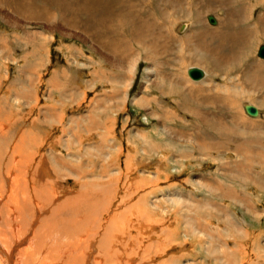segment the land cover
Here are the masks:
<instances>
[{
  "label": "bare ground",
  "instance_id": "6f19581e",
  "mask_svg": "<svg viewBox=\"0 0 264 264\" xmlns=\"http://www.w3.org/2000/svg\"><path fill=\"white\" fill-rule=\"evenodd\" d=\"M256 3L264 4V0H257V1L254 0L253 3H252V1H249V0H17V2L14 4L9 3L8 0H0V8L11 9L10 11L13 12L12 14L17 16V18H13L10 15H6V14H3V12H0V19H3V21H5L7 24H9L10 26H13V28L20 30L21 27H23V25H21L19 22H21L22 20H23L22 22H24V23L29 22V24H30V22L42 23V26H41V28H39V30L37 29L35 31V30H31L30 28L24 29L25 28L24 27L21 29V31L18 32L20 35H14L15 36L14 38L18 39L17 41L22 42L21 43L22 45H20L19 43H17V45L22 47L23 52H24V60H27V62L23 66L24 70L21 74L22 78H20L17 81V83L15 82L16 83L15 86L20 85V87H21V89H18V90H20V97L22 99L20 97H15L12 100L14 101L15 104L20 105L23 100L31 102V101L37 99V98H35L36 94L35 95L32 94L33 93L32 91H34V89H36V83H35L36 81L32 82L34 80H31V76L33 75V73H31V74L27 73L26 76H23V75L26 71L27 72L28 71L34 72V71L38 70V68L42 67L44 65V62H45V59H44L45 57L48 56V61H50V59H49L50 54L48 53V50L46 47L48 44L54 42V40L56 39V36L54 33L56 31H58L59 30L58 28H60V27L63 29V31L67 30V29L64 30V28H68V29L70 28V29H74L76 31H80V33L82 35H78L79 34L78 32H77V34L74 32L75 34L73 33L74 35L73 34L69 35V37L77 38L79 40H82L83 42L85 41V43H87V45L89 43H91L88 46V48H89L90 52L93 53L95 56L94 57L95 58V64L101 68H102V66L104 67L103 70L101 69L98 72H96V71L92 72L93 80H92V82L88 83V86H90L89 88L93 87L94 86L93 84L97 83L96 81L100 82V80H101L102 82L105 81V82L109 83L110 87L112 86V90H114V91H110V96L104 95V97H102V98L100 97L97 100V102L95 103L96 107H98L97 105H99L100 103L106 104V103L111 102L112 99L115 100L116 95L118 93L119 94L121 93V94L118 98V101L115 100L116 102L120 103V100H122V98L127 99L129 96L128 92H129L130 88L132 87L133 83L135 82V76L139 71L140 63L145 62V63H148V66L144 69L145 75L142 79L143 80V84H142L143 85V88H142L143 94L138 96V97H134V99H133L134 105H137L138 107L139 106L144 107L145 103L151 102L153 100H155L156 102L161 104V105H159V112L151 111V112H149V114H147V116H152V118L154 117V118L161 119V122H163L162 121L163 119L167 120V121H173L175 119L180 120V121L187 120L186 117L181 116V114L178 115L177 110L179 112H181L180 108L176 109V108L169 107L170 106L169 104H171V103L167 102L166 99H168L172 96H178V99H176V106L177 107H180L181 105H185L186 104L185 101H187V100L184 101L183 99H186V98H188L190 101H194L195 103L198 102L197 104L205 106V108H209L210 106H214L216 104L217 107L220 105L221 108H223V107L225 108V112H224L225 114H223V111H222V114L224 115V119H222V117L212 116L211 114H209V113H212L210 108H209L210 112H208V111H206V112H195L194 110H187L186 114H189L191 116V118H194L195 121L204 122L206 124H210V122L222 124L223 129L221 130V134L225 138L224 142H226V143L231 144V141L228 138L229 133L230 132H236V131L239 135L244 136V139H241V142H238V140H237L238 143L247 142L245 144H248V143L252 144V143H256L258 141L261 142L263 139L260 140V136L262 135L263 136L262 138H264V125H263L264 122L260 123V124H262V125H260V124H258V122L256 123V120H254V119H246L247 121H244V120L239 119V117L236 118L235 116L237 115V113H239L238 108H239V105H241L239 100L241 98L243 100L250 102L252 105H254L253 107H255L257 110V114L256 115H250V117L251 116H253V118L260 117V109L262 106L261 104H264V103L262 101H260V103H256V97H254L253 95L254 94L260 95V94L264 93V67L262 65H259V64L253 65V63H250V62L246 63V64H248V67L247 66L242 67L244 70H247L244 73L243 79L242 78H234V77L230 78L229 80H230L231 84H227V86H225V87L214 84L212 82V80H210L211 77H210V79H207V77H208L207 70L202 69L203 78L200 80H195V79L189 77V75H188V70L191 67L187 70V75H188L187 76V75H185V71H186L185 69H184L185 71L183 70V73H182L181 69L179 70V72L176 73L175 72L177 70L176 66L173 65V63L175 62L176 65L177 64L179 65V63H180L181 64L180 66H185V65L189 66L186 64L187 60H189V62L191 60L190 63H194V62H192V60L193 59L200 60L201 58L199 56H203L206 58L209 57V59H211V61L218 64V62H216V61H220L219 59H221L222 56L219 55V56H221V58H220L217 53H220L221 51L215 52V50H213V47H220V46L227 47L226 42H228V44H230V43L236 44L237 42H242L246 46L245 40H244L246 36L253 37L258 32L260 34L262 33V31L264 32V12L260 13L259 19L254 23H253V20L251 17L246 18L248 16V14H246V10H245L246 4H249L253 7L256 5ZM152 6H155V7L152 8ZM216 7H219L221 11L211 12V13H218V12L222 13V15L219 14L222 18L221 19L222 20L221 25L220 26L218 25L217 27L213 28V26H210L209 24L205 23V25L203 26L202 29H201V27L198 28V25H200L202 22H205L203 11L217 10V9H215ZM153 9H155L156 11H151ZM144 12L147 14H145ZM165 12L169 13L166 17L162 16V14ZM155 13H157V14H155ZM150 14H154L153 19H150L152 16ZM141 15L146 16V19H142ZM158 15L161 17V20L159 19ZM171 19H173V20H171ZM188 20H190L191 24L189 23ZM179 21H185V22H179ZM162 22H163V26H162ZM186 23H189L188 25L192 26V28H191L192 30L181 34L185 30V28L188 26V25H186ZM214 24H217V20H215ZM214 24H212V25H214ZM247 24H248V26H247ZM239 25L243 26L244 28L239 27ZM126 28H129L131 30V31L129 30L131 32V36L136 40H132L130 38L129 39L123 38V33L125 31H127ZM124 29H125V31L122 33V31ZM237 29H241L240 34L237 33ZM179 30L182 32H179ZM245 30H246V33H245ZM69 32H70V30H69ZM175 32H177V34ZM62 33H63V35L68 34L66 32H62ZM89 40H90V42L88 43L87 41H89ZM216 40L221 41V44L216 45L214 43V41H216ZM0 42H1L0 45H3L5 40L3 38H0ZM12 43L16 45V41L12 40ZM135 44L137 45L138 48H135V46H134ZM205 44H208V46H209L208 49L206 48V51L203 49ZM65 47L68 50H70V52H71V56H70L71 58L68 60L69 61L68 63H70L71 66H73L75 64L76 65L79 64V68L81 66L83 68L88 67L86 63H83V62L79 63L78 59L74 58V57H78V56H81V57L86 56L84 53V50H82V48L74 47V46H71V47L65 46ZM232 50L233 49H231V51ZM10 51H11L10 49L5 50V53H7L6 56L10 55V53H9ZM0 54H2L1 48H0ZM238 54H240V53H238ZM197 57H199V58H197ZM240 57H242V56H240ZM29 59H32V61L29 62ZM262 59H264V58H262ZM87 60L91 61L92 59H91V57H89V58H87ZM12 61L16 62L15 60H12ZM232 61H234L233 63H235V64H239V62H238L239 60L232 59V58H226L220 63L225 65V64H230V62L232 63ZM103 62L105 63V65H102ZM195 63L198 65L202 64V63L199 64V61H197ZM195 63H194V65L198 66ZM180 66H178L177 68H179ZM182 68H184V67H182ZM68 70L69 69H67V67L58 69L53 73L52 78L50 79L51 86L54 87V89H56L58 91L59 95L61 96V104L62 103L69 104V102L70 103H76L78 101H82V98L84 99V95L86 93L84 89H83V91H81L79 88H77V86L76 87L74 86V88H71L72 85L69 83L70 82L69 81L70 75L68 73ZM73 71H75V70H73ZM222 71H224V70H222ZM5 73H7V72L5 71ZM70 74H71V72H70ZM225 74H223L221 77L223 80L228 81L227 75H225ZM237 76H238V74H237ZM72 77L74 79L75 78H77L79 80L81 79L80 77H77V75H74ZM72 77H70V78L72 79ZM188 77L195 83L194 85L196 86V88L195 87H187L188 83H190L189 80L187 79ZM81 81H82V79H81ZM82 82H83L82 83L83 86H84V84L87 85L84 81H82ZM127 89H128V91L126 92ZM183 92H186V94H185L186 98L185 97L183 98L181 96V94H183ZM153 93H155L156 96H154ZM122 94H123V97L121 96ZM23 104L24 103H22V105ZM113 104H115V103H113ZM9 108H10V106L8 105V103L3 100L1 108H0L1 114L6 115L8 112L7 110ZM12 108H13V105H12ZM25 108H27V107H25ZM216 108L213 107V109H216ZM188 109H189V107H188ZM96 110L97 109L94 108L92 112L89 111L91 113H90V115H88L89 116L88 117L89 118L88 119L89 125H88L87 132H92L93 134H95V136L97 138H99L100 144L99 145L96 144V145H93L91 147H88L86 151H87V153H90V150H92V152H98L99 157L101 156L103 158H111L113 156V154L110 153V151L114 150V147H109L108 145H106L107 147L105 148L104 139H108V137L112 133L113 128H109L107 123L109 122V119H110L109 118L110 111H114V107L112 106L106 112L98 111L99 116L96 114L99 117L98 122L96 121V118L94 120V117H93V113L94 112L97 113ZM20 111H24V110L21 109ZM53 111L54 110H52V112ZM48 112H49L48 114H50V111H48ZM44 115H46V114H44ZM9 117H10V115H9ZM54 118L58 119V123H62V121H61L62 115L59 111H57L55 113ZM83 118H82V120H83ZM228 119L234 121L231 124V126H233V127H229L227 125ZM145 121L148 122L147 117H145ZM22 122L23 121H21V123ZM54 122H53V124H54ZM128 122L129 121H127L126 123H128ZM183 123H184V121H183ZM50 124L51 123H49V125ZM218 124H216V125H218ZM256 124H258V125H256ZM35 125L40 126L41 123L39 124V122H38V125L36 123H35ZM59 125H61V124H59ZM203 125H205V124H203ZM6 126H8V125H6ZM62 126H63V123H62ZM206 126H203V127H206ZM203 127H201V128H203ZM211 127L212 126H210V128ZM218 127H219V125H218ZM43 128H45V127H43ZM213 128H212V131H213ZM95 130H97V131L95 132ZM0 131H2L1 128H0ZM5 131H7V130H5ZM9 131H11V130L8 129L7 132H9ZM160 132L161 133L159 134V136H163L167 141H169L171 143H176L175 140L178 142H182V140H180L181 137L188 138L189 140H191L190 138H192V135L186 134V132H180L178 134V133L171 131V130L168 131V129L166 131L160 129ZM19 133H20V135H19ZM21 133L22 132L17 129V130H15L14 134L11 133L12 134L11 138L8 137L10 134L7 137H2V135H0V138L2 137L0 139V143L2 142V139H3L5 144H10L13 137L14 138L16 137L15 141L18 145L17 146L13 145L12 150H11L12 153H14V155L12 157V164H15L16 166H17V159H18L16 157V153L18 151V148L20 150H24V149H21L20 142L25 141V138H27V139L30 138V136L32 135L33 132H30L29 134H26V133L21 134ZM113 134H114V132H113ZM199 134L200 133L198 132L196 137H195V140H193V142L195 144H196V141L198 142L197 146L200 150H203L204 146L206 144L209 146L210 145L216 146L219 150H225V145L221 142H218L220 140H217L215 138V136L212 135L213 133L211 134L208 129L206 131H201L202 136L206 135L204 139H198ZM245 135L249 138L253 137V135L256 137L247 140L245 138ZM132 136L133 137L132 138L130 137V140H129V143L131 144L130 147L132 148L134 146L137 148L138 147L142 148L144 146L143 155L141 154L142 155L141 158L142 159L147 158L145 160V163H147V164L148 163H150V164L154 163L155 164L156 170L158 172L157 180H160L161 178H160L159 173L162 172L163 170H166V168L168 169V166L170 165L171 159L169 160V156H167V155H170V153L172 154V152H170V150L173 149V147L166 143V146H163V147L165 148L164 150L167 152V155L164 152L162 153V155H160L159 151L161 150V148H160L161 146H159L157 143H154L155 140H152L153 139L152 133H149V132L146 133L142 130L141 132L137 131V133L135 135H132ZM222 136H219V139H222ZM17 137H18V139H17ZM33 137H35V136H33ZM113 139H114V137H113ZM139 141H141V142H139ZM31 142H32V139H31ZM35 142H36L35 145L39 144L38 141H35ZM237 142L233 141L232 144L236 147V151H237V154L239 157H246L247 160H250V159H248V158H250V156H252L254 158L255 155H259L258 153H259L260 145H259V147L253 146L252 153L250 155H248L247 154L248 151L247 150L244 151V149H243L244 147L239 146V144ZM72 143H74L75 146H76V144H78V142L76 140H72ZM2 148L4 149V146L0 145V162L3 164V162L7 156L3 155ZM32 148H34L33 145L31 146V149ZM65 149H67V148H65ZM116 150L118 153H121L124 150V147L117 144ZM133 152L137 153L138 150L134 148ZM260 152H264V150L261 148ZM23 153H24V157H22V159L20 160V163H23V162L25 163V161L28 157L31 158V156L35 155V154L33 155L31 152H25V150L23 151ZM50 153L53 154V157H52L53 160L52 161L54 162V164L48 165V162L46 161L47 157L45 156L44 159L41 160V162L39 161V165H38V166H40L43 163V166L45 167V169H43L42 171L33 172L30 168H29V170L27 168H22L24 163L22 166H19L21 176H23V177H27L30 175L32 176V180L34 181L33 185L35 184L37 187L36 188L37 190L35 188H33V190L37 191L35 196H37V198H39V200H40V203L39 202H36V203H39V204L34 205L32 203L34 201L30 202L32 199L30 200L29 198H27V195H26L28 193L29 189H27V187H25L24 185H23L24 188H22V192L24 193V195L26 197L23 196L22 201L18 200V195H19L18 191L20 190V186L18 187L17 192H16L14 184H12V186L10 187L11 189L7 187L10 191V194L8 196V200L10 199V201H12L11 203H12V205L14 204V208L9 209V208H7L9 205L7 203L5 205L4 211L6 214L8 213V215L10 216V218L12 220L11 221L12 224L7 225L6 223H8V222H6V223L4 222L6 225H4V223H3L2 227H4L5 229L2 228L0 230V264H21V263L22 264H59V263L63 264L62 261L64 259H65V264H101L99 262V260L97 259L98 256L94 255V250H92V247L94 246V242L96 241L98 234L100 235L99 232L103 231L104 227L106 229H104V236L100 241V249H103V253H102L103 255L102 256L105 257L104 255H107L106 258H108L109 255L113 256V254L117 253L120 249H123L124 250L123 252L125 253V250L127 249L128 245H129V242L132 239H134L133 234H131L132 231H134V230L136 231V228H138V227L140 228V226L136 227L138 225V222L130 221V223H132V224H129L130 226L132 225L131 227L129 226L130 232H129V230H127V232L124 231V233H123V230H122V233H123L122 234V233H120L121 231L118 232V230H121L122 228L120 229V227H117L115 229V230H117V233L112 234V232H111L112 230H111V228H108V226L109 225L113 226V224H115L116 219H111V218H110V220L107 219L108 222H110V224L106 223L107 221H105V224H103L100 221V219H98V212L100 214H103L106 211H110V210H107L106 203H104V202L95 203L96 205L90 204V203L85 201L87 199L83 193H80V195H78V197L81 196L80 198L69 199L63 203L61 202L60 204L55 203L56 206H54L55 208L53 207L54 209H52L51 215L49 213L48 215H50V216H48L45 219L46 224H45V228L43 229L44 233L38 232L37 234L36 233L34 234V231H35L33 228L34 225L31 224V222H33V223L39 222V224H41L42 223L41 221L45 218V216H42V214H46L48 212L46 207L50 206V205L53 206L54 195L52 193V190H55L53 187L55 184H57L59 181L65 180V178L71 177L76 182V186L81 185L82 186L81 188L85 189L88 185H91V184L93 185V187H95L93 184V181L97 182L98 180L102 179V177H103L101 174H98L95 176L94 175L88 176L87 174L89 172L92 173L89 169L86 171V165L89 167L88 163L90 161L88 163H82L83 157L81 155H79L78 153H77L78 155H71L70 156L74 161H77L76 162L77 164H78V162L81 163L79 165L80 167L78 169H74L73 167H71V165L69 166L68 163L66 162L67 161L66 158L63 157V155L62 156L61 155H55L53 150ZM174 153H175V151H174ZM178 153H179V151H178ZM253 153H256V154H253ZM164 154H165V156H163ZM182 154H184V152ZM20 155H21V153H20ZM20 155H19V157H20ZM157 156L162 157V158L158 159V161H157L155 158ZM174 157H176V156H174ZM8 159L11 160L10 157ZM33 161H34V159H33ZM7 162H10V161L7 160ZM36 162H37V160H36ZM36 162H35V164H36ZM132 163H134V161ZM25 165H26V163H25ZM46 165L50 166V168H52L51 166L55 167V172L53 171V173L55 174V176H54L55 181L53 179L54 182L48 181L44 178H39L37 180L38 177H40V176L42 177V175H44V172L48 170ZM240 165H241V163H240ZM131 166H133V165H131ZM242 167L243 166L241 165V166H236L235 168H236V170H238V169H241ZM115 172H117V171H115ZM170 172H172L173 175L179 173L178 169H173V171H170ZM118 173H120V172H118ZM2 174L0 173V181H4V180L8 181L10 179L7 177H5V179H2ZM173 175H171V174L166 175V179L168 180V179L173 178ZM50 176H53V175H50ZM13 178H15V176ZM88 178L90 180L89 182L87 180ZM16 179L18 180V178H16ZM110 179L111 178H109V180ZM146 179H148V178H146ZM16 182L17 181H15V183ZM106 182H103V183H106ZM195 182L204 188L214 189V191L216 192L215 187H211V183L213 181L206 179L203 176H201L200 179L198 181H195ZM98 183H101V181H99ZM113 183H115V182H113ZM138 184H140V183H138ZM138 184L135 185V187H136L135 193L139 189ZM51 185H53V186H51ZM57 185H56V187L60 186V185L59 186H57ZM153 185L155 188H153L152 190H150L148 192L144 191V194L142 195V197H140V200L138 203L139 204L145 203V205H147V206L149 204L150 207L154 211L165 212L164 209L162 210V207L160 205L166 203L165 205L169 206L167 203H170V206H172V207H176V205H178V207H176V208L178 210H180V212H183V209L185 210L184 207H186V208L189 207V208H187V211L189 213L192 210L191 209V206H192L193 210L195 212L199 211V213L204 212L205 211L204 209H206L208 207H210V210L214 209L216 212L225 213L223 210L215 209L216 208V207H214L215 205L212 206L213 205V203H212L213 198L212 199H203L202 198L199 200L196 197L193 198L190 195L191 193L189 195H186V194L183 195L180 192H176V193L169 194V195L162 194V196H161V195H157L158 192L162 191V189L160 190V187L158 186L159 184L155 181V183ZM17 186H18V184H16V187ZM2 187H3V185L0 186V210L3 209V208H1V205H2V202H4L2 200L1 190L6 189V188L2 189ZM142 187H146V190L148 189L147 184L146 185L142 184ZM63 188H65V187H63ZM217 189H218L217 190L218 194L216 196L217 198L219 196L220 197H226V198L230 197V196H228V197L226 196V194H228V193H224L225 189L221 185ZM258 189H259V191L261 190L260 192H262V193L258 192L259 194H264V186L258 187ZM202 190H203V188H202ZM6 191H2L3 192L2 194H5ZM80 191L83 192V190H80ZM203 191H206V190H203ZM238 191H240V190H238ZM225 192H228V191H225ZM107 193H109V192H107ZM149 196H152L151 200H149ZM214 196L215 195H213V197ZM4 198H5V196H4ZM92 198H93V196H92ZM199 198H201V197H199ZM82 199H84V200L82 201ZM220 199H222V198H220ZM76 200H78V201H76ZM158 203H161V204H158ZM180 204H186V205L183 207ZM249 205L252 206L251 204H249ZM249 205H247V206H249ZM104 207H106V208H104ZM217 208H218V206H217ZM86 209L92 210V213L94 215L92 216V214H91L88 221H87V219L82 220V218H84V217H82L81 219H77L78 215ZM152 209H149V210H152ZM249 209H250V207H249ZM143 211L144 212L146 211L145 213H149V212H147V209H144ZM150 212H152V211H150ZM142 214H144V213H142ZM150 214H147V215H150ZM37 216L39 219H37ZM110 216L111 215H109V217ZM222 216H223V214H222ZM224 216H226V219L228 220V224H229L228 228L229 229L233 230L234 232H237V234H239V235L244 233V231H242V230H244V228L241 227V225L243 223L240 225L239 223L236 222L235 218H232L231 216L227 215L226 213L224 214ZM254 216H256V215H254ZM1 217H2V214H1ZM113 217H114V215H113ZM146 219H147V217H146ZM30 220H31V222H30ZM164 220H165V218H163V220H161V222L158 220L159 222L155 223V225H153V223L151 224L152 227H150V228L153 231L152 236H154V234H155V237H157L158 242L155 243V245L146 246L147 251H150L154 247H155L154 249H156V248H160V249L167 248L168 247L167 244L170 240H174L172 242L180 241L179 240L180 239L179 218H177V220L174 219L176 221H173V223L170 224V225H172L171 227H173L175 225L174 226L175 228H173V229L170 227H169L170 229L161 228L160 224H163L162 222ZM169 220L170 219H167V221H169ZM184 220H185V223L188 225V230L187 231L185 230V233H183L184 234L183 237L185 239L191 238L192 236L190 234L207 233V229L204 228V227H206V225L200 224V222L198 224V221L192 220V216L191 217L185 216ZM112 221H114V222H112ZM126 222H128V221H126ZM126 222H125V224H126ZM140 223H142V222H140ZM46 226L48 227V230H46ZM31 227H32L33 232H31ZM97 227L98 228L100 227L97 232H91L90 229L95 230V229H97ZM102 227H103V229H102ZM140 231H141V228H140ZM46 232L47 233L49 232L51 234H55V233H60V234H59V236L58 235H54V236L52 235L53 237L52 238L50 237V240L48 241V239H47L48 235ZM186 232H188V233H186ZM78 233H80V234H78ZM164 233L168 234L167 236H169L171 238L169 241L167 240V242H165L164 240L159 241L160 238L163 236L162 234H164ZM158 234H161L162 236L158 235ZM42 236H44L42 238V241L43 240H46V242L48 241V244L50 243V247L46 246V243L43 245H40L39 239ZM84 236H85V238H82ZM149 236H151V235H149ZM169 237H168V239H169ZM164 238H166V237H164ZM164 238H162V239H164ZM132 241H134V240H132ZM58 244H66V245L60 246ZM114 246L116 248L112 249ZM48 247H49V249L47 251ZM118 248H120V249H118ZM221 248L222 249H220L219 251L223 250V247H221ZM136 250H138V249H136ZM100 251H102V250H100ZM46 252H48V255L46 254ZM45 254L47 256H45ZM59 254H61V255L59 256ZM128 254H130V252H128ZM133 254H136V253H133ZM121 255H122V253H121ZM119 256L120 255H118V258L121 257V256L120 257ZM133 256H135V255H133ZM106 258H104V259H106ZM61 259H62V261H60ZM111 259L113 260V258H110V260ZM24 261H26V263H23ZM117 261H119V260H115L114 264H115V262L117 264ZM180 261L181 260H179L178 264H182V262H180ZM175 262H177V259ZM102 263H104V262H102ZM106 264H108V261H106Z\"/></svg>",
  "mask_w": 264,
  "mask_h": 264
},
{
  "label": "rangeland",
  "instance_id": "374dc122",
  "mask_svg": "<svg viewBox=\"0 0 264 264\" xmlns=\"http://www.w3.org/2000/svg\"><path fill=\"white\" fill-rule=\"evenodd\" d=\"M249 1H252L253 3L254 0H249ZM8 2L11 4H14L17 2V0H8ZM154 7L155 6H152V8ZM215 9L217 10L203 11L205 22H202L200 25H198V28L201 27L202 29L205 23L209 24L210 26H213V28L217 27L218 25L219 26L221 25L222 18L219 14L222 15V13L221 12L211 13V12H217L221 10L219 7H216ZM10 10L11 9H8V8H5V9L0 8V12H3V14L10 15L13 18H17V16L12 14L13 12ZM245 10H246V14H248L246 18L251 17L254 23L259 19L260 13L264 12V4L256 3V5L253 7L249 4H246ZM151 11H156V10L153 9ZM168 14L169 13L165 12L162 14V16L166 17ZM150 15H152L150 19H153L154 14H150ZM208 16L209 17L212 16L215 20H217V24L212 25L211 23H209ZM158 17L161 20V17L159 15ZM142 19H146V16H142ZM22 21L19 22L21 25H23L21 29L25 27L24 29L30 28L31 30L36 31L37 29L39 30V28H41L42 26V23L30 22L29 24V22L24 23ZM188 21L190 23V20ZM179 22H185V21H179ZM189 23H186V25H188ZM162 26H163V22H162ZM188 26L185 28L183 32L180 30L179 32H182L181 34H183L187 31H191L192 26L191 25H188ZM239 27L244 28L241 25H239ZM21 29L17 30L16 28H13V26H10L5 21H3V19H0V38H3L5 40L4 44L0 45V48L2 49V54H0V85H1L0 86V108H1L3 100L6 101L11 108L7 110L8 112L6 115H2L0 112V121H1L0 128L2 130L0 131V135H2V137H7L10 134L8 137L11 138V135L14 134L15 130L17 129L21 131L22 133H26V134L33 132L30 138L28 139L25 138V141H21L20 145H21V149H24L25 152H31L33 155L34 154L35 155L31 156L32 159L28 157L25 161L26 165L24 162H23L24 163L23 165V163H20V160L22 159V157H24V153H23L24 150H20L18 148L16 157L19 160L16 158L17 159V166H16L15 164H12V157L14 153H12L11 151L13 145H16V146L18 145L15 141L16 137L15 138L13 137L10 144H5L3 139L1 142L2 144L0 143L1 146H4V149L2 148L3 155L7 156L3 164L0 162V173L1 174L3 173L2 179H5V177L10 178L8 181L6 180L0 181V184H1L0 186L3 185L2 189L6 188L5 190H1L2 200L4 202H2V205H1V208L3 209L0 210V213L2 214V217L0 214V217L2 218V219L0 218V230L2 228L5 229L4 227H2L4 222L5 223L8 222L6 223L7 225L12 224L11 222L12 220L10 216L8 215V213L6 214L4 211L6 203L9 205L7 208L9 209L14 208V204L12 205L11 203L12 201H10V199L8 200V196L10 194V191L8 188H10L12 184H14L16 192L18 191V187L20 186V190L18 191L19 201H22L23 196H25L24 193L22 192V188H24L23 187L24 185L25 187H27V189L30 190V191L28 190V193L26 195H27V198H29L30 200L32 199V200L31 201L29 199L28 200L30 202L34 201L32 202L34 205L40 203L39 198L35 196L37 192L36 191L37 187L35 184H34L35 186L33 185L34 181L32 180V176L31 175L27 177L21 176L19 166L23 165L22 168H27L28 170L30 168L33 172L42 171L43 169H45V167L43 166V163L40 166L38 165H39V161L41 162V160H43L45 156L47 157L46 161L48 162V165L54 164V162L52 161L53 154L50 153L53 150L55 155H61V156L63 155V157L66 158L67 160L66 162L68 163V165L69 166L71 165V167H73L74 169H78L81 163L78 162L77 164L76 163L77 161H74L70 156L78 155V154L81 155L83 157L82 163H88L90 161L88 163L89 167L86 165V171L89 169L93 174L89 172L87 175L95 176V175L101 174L103 176L102 179L104 181L102 179L98 180L97 182L93 181V184L95 187H93V185L91 184V185H88L85 189H83L81 188L82 187L81 185L76 186V182L74 181V179H72L71 177H68V178H65V180L59 181L57 183L58 185L57 184H55L54 186L51 185L55 189V190H52V193L54 195V198H53L54 204L53 206L52 205L47 206L48 208L46 207L48 212L46 214H42V216H45V218L41 221L42 222L41 224H39V222L33 223L30 220L31 224L34 225L33 226L35 230L34 234L35 233L37 234L38 232L44 233L43 229L45 228V224H46L45 219L51 215L52 209H54L55 208L54 206H56L55 203L60 204L61 202L63 203L69 199L80 198L81 196L78 197V195H80V193H83L87 199L85 201L90 204L96 205L95 203H102V202L106 203L107 210H110V211H106L103 214H100L98 212V219H100V221L103 224H105V221H107L106 223L110 224V222H108L110 218L116 219L115 224H113V226L112 225L108 226V228H111L112 234L117 233V230H115L117 227H120V229L122 228L121 230H118V232L121 231L120 233H122V230H123V233L124 231L127 232V230H129L130 232L129 224H132L130 223V221L138 222V225L136 227L140 226L141 228V231L139 227L136 228V231L135 230L132 231L131 234H133L134 236L133 237L134 239L132 240L134 241L131 240L132 242L131 241L129 242V245H128L129 248L127 247V249L125 250V253L123 252L124 251L123 249L118 248L120 250L117 253L113 254V256L109 255L108 258H106L107 255H104L105 257L102 256L103 249H100V241L104 236V229H106L105 227L104 229L102 227L103 231L99 232L100 235L98 234L97 239L94 242V246L92 247V250H94V255L98 256L97 259L99 260L101 264H106V261H108V264H114L115 260L120 261V262L117 261V264H178L179 260H181L180 262H182V264H264V194H259L262 192H260L261 190L259 191L258 189V187L264 186V152H260L261 148L264 150V138H262L263 137L262 135L260 136V140L263 139L261 142L258 141L252 144L251 143L245 144L247 142L238 143V142H241V139H244V136L239 135L237 131L230 132L228 138L230 139L231 144L224 142L225 138L221 134V130L223 129L222 124H218L214 122H210V124H206L204 122L195 121L194 118H191L189 114H186L187 113L186 111L194 110L195 112H206V111L210 112L209 111V108H210L212 113H209V114H211L212 116L222 117V119H224L223 114H225L224 113L225 108L224 107H223L224 109L221 108L220 105L217 107L216 104L214 106H210L209 108H205V106L197 104L198 102L195 103L194 101H190L188 98H186L185 97L186 92H183V94H181L183 98L184 97L186 98V99H183L184 101L187 100L185 101L186 104L181 105L180 107L176 106V99H178V96H172L166 99L167 102L171 103L169 104L170 105L169 107L176 108V109L180 108L181 112H179L178 110L177 112H178V115L181 114V116L186 117L187 120H183L184 123L183 121L176 120V119L173 121H167L163 119L162 120L163 122H161V119L154 118V117L152 118V116H147V114H149V112L151 111L159 112V105L161 104L153 100L151 102L145 103L144 107L142 106L138 107L137 105H134V100H133L134 97H138L143 94L142 93V88H143L142 79L145 75L144 69L148 66V63H145V62L140 63L139 71L135 76V82L133 83L132 87L130 88L128 92L129 96L127 99L122 98V100H120V103L116 102L115 100L118 101V98L121 94V93L120 94L118 93L116 95L115 100L112 99L111 102L106 103V104L100 103L99 105H97L98 107H96L95 103L100 97L102 98L104 97V95L110 96V91H114V90H112V86L110 87L109 83L105 81L102 82L101 80L100 82L96 81L97 83L95 84L92 83L94 86L89 88L90 86H88V83L92 82L93 80L92 72L93 71L98 72L101 69L103 70L104 67L102 66L101 68L95 64V58H94L95 56L93 53L90 52L88 48V46L91 44L89 43L90 40L87 41L89 43L87 45L85 41L83 42L82 40H79L77 38L69 37V35H72L74 32L76 34L78 32L79 33L78 35H82L80 31H76L70 28L69 29L64 28V30L66 29L67 30L63 31V29L60 27L58 28L59 30L54 33L56 36V39L54 40V42L48 44L46 47L48 50V53L50 54L49 56L50 61H48V56L45 57L44 58L45 62L42 67L38 68V70L34 72L26 71L23 75V76H26L27 73L29 74L33 73V75L31 76V80H34L32 82L36 81L35 82L36 89H34V91H32L33 93L32 92L31 93L33 95L36 94L35 98L37 99L31 102L23 100L22 101V103H24L23 105L22 103L20 105H17L14 103L12 99H14L15 97H20V90L18 89H21V87L20 85L15 86V84L20 78H22L21 74L24 70L23 66L27 62V60H24V52H23L22 47L17 45V43L22 45L21 44L22 42L17 41L18 39L14 38L15 37L14 35H20L18 32L21 31ZM126 29L127 31H125V29L122 31V33L125 31L123 33V38H126V39L130 38L132 40H136L131 36V32H130L131 30L129 28H126ZM61 31L66 32L68 34L63 35ZM175 33L177 34V32ZM237 33L240 34L241 29H237ZM245 33H246V30H245ZM263 36H264L263 31L261 34L258 32L253 37L246 36L244 39L246 46L242 42H237L236 44H232V43L228 44V42H226L227 47H224V46L213 47V50H215V52L221 51L220 53H217L218 56L219 55L222 56V58L221 56H219L221 58L219 59L220 61H216L218 62V64L211 61V59H209L208 56H207L208 58L199 56L201 58L200 60L193 59L192 62L195 63L199 61V64L200 63L202 64L198 65L195 63L196 65H198V66H195L194 63H190L191 60L190 62L189 60H187V63L186 62L185 63L189 66H186V65L180 66L181 65L180 63L179 65L178 64L176 65V63L174 62L173 65L176 66V69H177L176 71L175 70L174 71L177 73L181 69L183 73V70L185 69L186 70V71L184 70L185 75H187V70L190 67H199L203 70H207V73H208L207 79H210L211 77L210 80H212L214 84L225 87L227 86V84H231L229 80L230 78L234 77V78L243 79L244 73L247 70H244L242 67L243 66L248 67V64L246 63L250 62V63H253V65L259 64L264 67V64H263L264 59L257 56V51L260 45L264 44ZM12 40L16 41L17 46L12 43ZM214 43L216 45H219L221 44V41L216 40L214 41ZM65 46H68V47L74 46V47L82 48L86 56L84 57L78 56L74 58L78 59L79 63H82V62L86 63L88 67L83 68L80 65L81 67L79 68V64L78 65L75 64L71 66V64L68 63L69 62L68 60L71 58L70 57L71 52ZM134 46L135 48H138L136 44ZM206 48L207 49L209 48L208 44H205L203 47L205 51H206ZM7 49L11 50L9 52L10 55L8 56H6L7 53H5V50ZM231 49L233 50L231 51ZM89 57H91L92 59L91 61L87 60V58ZM226 58H232V59L239 60L238 61L239 64L233 63L234 61H232V63L230 62V64H225V65L220 63ZM12 60H15L16 62H13ZM30 61H32V59H29V62ZM102 65H105V63L103 62ZM178 66L180 67L177 68ZM66 67L67 69L70 70V71L68 70L70 77L77 75V77H80L82 81H84L87 84V85L84 84L83 86L82 85L83 82L81 81V79L80 80L77 78L74 79L73 77L71 79L69 77V81H70L69 83L72 85L71 88H74V86L75 87L77 86V88H79L81 91H83V89L85 90L86 93L84 95V99L82 98V101H78L76 103L69 102V104H65V103L61 104V96L59 95L58 91L54 89V87H52L50 84V79L52 78L53 73L58 69L66 68ZM73 70H75L76 72ZM5 71L7 73H5ZM223 74L227 75L228 81L222 79L221 76ZM187 79L190 82L188 83L187 87L196 88V86L194 85L195 83L189 77ZM127 91L128 89L126 90V92ZM153 95L156 96L155 93H153ZM121 96L123 97V94ZM253 96L256 97V103H260V101L264 103V93L260 95L254 94ZM239 102L241 105H239V108H238L239 113H237V115L235 116L236 118L239 117V119L244 120V121H247L246 119H254L256 120V123L258 122V124L264 122V104H261L262 105L261 109L258 107L260 109V117L253 118V116L250 117V115L247 113L246 107L248 105H251V106H254V105H252L250 102L243 100L241 98ZM12 105L14 109L12 108ZM112 106L114 107V111H110V114H109L110 119L108 118L109 122L107 124L109 128H113V129L108 139H104V146L105 148L107 147L106 145H108L109 147H114V150L110 151V153H112L113 156L111 158H103L101 156L99 157V153L92 152V150H90V153H87L86 150L88 147H91L96 144L98 145L100 144V140L99 138L95 136V134H93L92 132H87L88 125H89L88 115H90L93 109L96 108L97 113L94 112L93 117H94V120L96 118V121L98 122L99 120L98 111L106 112ZM213 107L214 108L217 107V108L213 109ZM21 109L24 111H20ZM52 110L54 111L52 112ZM48 111H50V114H48L49 113ZM57 111H59L62 115L61 121L63 123V126H62V123H58L57 118H56L57 120L54 118L55 113ZM222 111H223V114H222ZM145 117L148 118V122L145 121ZM21 121H23L22 122L23 124L21 123ZM127 121L129 122L126 123ZM38 122L39 124L41 123L40 126L38 125ZM233 122H234L233 120L228 119L227 125L229 127H233L231 126ZM35 123L38 126H36ZM49 123L51 124L49 125ZM202 123L205 125H203ZM216 124H218L219 127ZM202 125L203 126L207 125V126L203 127ZM42 126L45 128H43ZM210 126L212 127L210 128ZM212 128H213V131H212ZM8 129L11 131L7 132ZM160 129L165 130V131L168 129V131L171 130L178 134L180 132H186V134L192 135V138H190L191 140H189L188 138L181 137L180 140H182V142H178L175 140L176 143H171L167 141L163 136H159V134L161 133ZM207 129L210 131L211 134L213 133L212 135L215 136L217 140H220L218 142H221L225 145V150H219L216 146H212V145L209 146L207 144L204 146L203 150H200L198 148L197 146L198 142L196 141V144H195L193 140H195V137L198 132L200 133L198 139H204L206 135L202 136L201 131H206ZM142 130L146 133L148 132L152 133V136H153L152 140H155L154 143H157L159 146H161L160 147L161 150L159 151L160 155H162L163 152L167 155V152L164 150L165 148L163 147V146H166V143L173 147V149L170 150L172 154L170 153V155H167L169 156V160L171 159L170 165L168 166V169L166 168V170H163L162 172L159 173L160 178H161L160 180H157L158 172L156 170L155 164L154 163L147 164L145 163V160L147 158H144V159L141 158V156L143 155L144 146L142 148L141 147L137 148V147H134L133 145H132L133 146L132 148L130 147L131 146V144L129 143L130 137L132 138L133 137L132 135H135L137 131L141 132ZM96 131L97 130H95V132ZM219 136H222V139H219ZM254 137L256 136L253 135V137L249 138L245 135V138L247 140L252 139ZM31 139H32V142H31ZM72 140H76L78 144H76L75 146L74 143H72ZM35 141H38L39 144L35 145L36 143ZM233 141L237 142L239 146L244 147L243 149L244 151L245 150L248 151L247 153L248 155L252 153L253 146L259 147L260 145L259 153H258L259 155H255L254 158L250 156V158H248L250 160H247L246 157H239L236 151V147L232 144ZM117 144L124 147V150L121 153H118L116 150ZM32 145L34 146V148L31 149ZM134 148L138 150L137 153L133 152ZM183 152L184 154H182ZM256 153H253V154H256ZM165 154L163 156H165ZM19 155L21 158L19 157ZM9 157L11 158V160L8 159ZM155 158L158 161V159L162 157L157 156ZM7 160L10 162H7ZM133 161L134 163H132ZM240 163L243 167L241 169L236 170L235 167L241 166ZM48 165H46L48 170L44 172V175H42V177L41 176L38 177L37 180L39 178H44L48 181H53V179L55 181V177H54L55 174L53 173V171L55 172V167L51 166L52 168H50V166ZM173 169H178L179 173L173 175L172 172H170V171H173ZM48 173L53 176H50ZM170 174L173 175V178L167 180L166 175H170ZM9 175L12 178L15 176V178L12 179ZM201 176L213 181L211 183V187H215L216 192L214 191V189L204 188L195 182V181H198ZM16 178H18V180ZM109 178L111 179L109 180ZM87 180L88 182L90 181L89 178ZM15 181L17 182L15 183ZM99 181H101V183H98ZM155 181L159 184L158 186L160 187V190L162 189V191L158 192L157 195L162 196V194L169 195V194H173L176 192H180L183 195L185 194L189 195L191 193L190 195L193 198L196 197L199 200L202 198L203 199L213 198L212 206L215 205L214 206L216 207L215 209L223 210L227 215L231 216L232 218H235L236 222L239 223L240 225L243 223L242 224L243 226L241 225V227L244 228V230H242L244 231V233H242L241 234L242 236H241L237 234V232H234L233 230L229 229L228 220L226 219V216H224L225 213L216 212L214 209L210 210V207L204 209L205 210L204 212L199 213V211L195 212L192 206L190 205L192 210L188 213L187 208L189 207L187 208L184 207L186 204H180L181 206L185 208V210L183 209V212H180V210L176 208L178 207V205H176V207H172L170 206V203H167L169 206L165 205L166 203L165 204L158 203V204H161L160 206L162 207V210L164 209L165 211V212H161V211H154L150 207L149 204L148 206L145 205V203L139 204L138 202L140 200V197H142V195L144 194V191L148 192L152 190L153 188H155L153 185ZM103 182H106V183H103ZM136 183L137 184L140 183V184H138L139 189L135 193V190H136L135 185H137ZM16 184H18L17 187H16ZM142 184L143 185L147 184L148 189L146 190V187H142ZM219 184L225 189L224 193H228L226 194V196L227 197L230 196V197L228 198L220 197V196L218 198L216 197L218 194L217 188L220 187ZM56 185L57 186L60 185V186L56 187ZM33 188H35L36 190H33ZM202 188L203 190H206V191H203ZM80 190H83V192ZM2 191H6L5 194H2L3 193ZM225 191H228V192H225ZM213 195L215 196L213 197ZM151 197L152 196H149V200H151ZM220 198H222L223 200ZM83 200L84 199H82V201ZM36 202H39V203H36ZM249 204H251L252 206H250ZM216 205L218 206L219 209L217 208ZM144 209H147V212L149 213H145L146 211L144 212L143 211ZM149 209H152V210H149ZM49 213L50 215H48ZM142 213H144L145 215ZM91 214L92 216L94 215L92 213V210L86 209L78 215L77 219H81L82 217H84L82 218V220L87 219L88 221ZM147 214H150V215H147ZM109 215L111 216L109 217ZM185 216H188V217L192 216V220L198 221V224L200 222V224L206 225V227L204 228L207 229V233L190 234L192 237L189 239H185L183 237L184 235L183 233H185V230L186 231L188 230V225L185 223V220H184ZM163 218H165V220L162 222L163 224H160L161 228H167V229L175 228L174 227L175 225L171 227L172 225L170 224L173 223V221H176L177 218H179V225H180V234H179L180 239L179 240L180 241L172 242L174 240H170L171 238L167 236L168 234L166 233L162 234L166 238H164L161 234H158L162 236L159 241H163V240L165 242H167V240L171 241V242L170 241L168 242L167 244L168 247L162 248V249L160 248L154 249L155 248L154 247L150 251H147L146 246L155 245V243L158 242L157 237H155V234L154 236H152L153 231L150 228L152 227L151 224L153 223V225H155V223H158L159 221L161 222ZM37 219H39L38 216H37ZM167 219H170V220L167 221ZM5 223L4 225H6ZM99 228L97 227V229L95 230H92V229L90 230L91 232H97ZM46 230H48L47 226H46ZM31 232H33L32 227H31ZM59 234L60 233L51 234L48 232L47 233L48 241L50 240V237L52 238L54 235L59 236ZM43 237L44 236L40 237L39 239L40 245H43L46 243V246L50 247V243L48 244V241L47 242L46 240L42 241ZM82 238H85V236ZM58 245L61 246V245H66V244H58ZM49 247L47 248V251ZM221 247H223V250L219 251L220 249H222ZM115 248L116 247L114 246L112 249H115ZM128 252H130V254H128ZM133 253H136L137 255ZM46 254L48 255V252H46ZM46 254L45 256H47ZM132 254L135 256H133ZM60 255L61 254H59V256ZM118 255H120L121 257L119 256L120 258H118ZM110 258H113L114 261L112 259L110 260ZM176 259H177V262H175ZM60 261H62V259ZM101 261L104 263H102ZM62 262L63 264H65V259ZM23 263H26V261H24ZM59 264H62V263H59Z\"/></svg>",
  "mask_w": 264,
  "mask_h": 264
},
{
  "label": "water",
  "instance_id": "95a60500",
  "mask_svg": "<svg viewBox=\"0 0 264 264\" xmlns=\"http://www.w3.org/2000/svg\"><path fill=\"white\" fill-rule=\"evenodd\" d=\"M208 21L211 24L215 23V20H214V18L212 16L208 17ZM257 56H259L260 58H264V44L260 45V47H259V49L257 51ZM188 75L191 78L197 80V79H200V78L203 77V71L199 67H191L188 70ZM246 111L248 112L249 115H256L257 114L256 108L251 106V105H248L246 107Z\"/></svg>",
  "mask_w": 264,
  "mask_h": 264
}]
</instances>
